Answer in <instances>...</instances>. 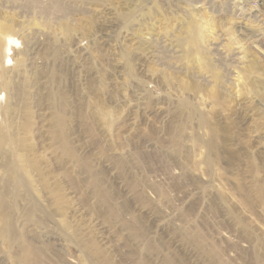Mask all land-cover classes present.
<instances>
[{
  "label": "rangeland",
  "instance_id": "rangeland-1",
  "mask_svg": "<svg viewBox=\"0 0 264 264\" xmlns=\"http://www.w3.org/2000/svg\"><path fill=\"white\" fill-rule=\"evenodd\" d=\"M240 1L0 0V264H264Z\"/></svg>",
  "mask_w": 264,
  "mask_h": 264
},
{
  "label": "bare ground",
  "instance_id": "bare-ground-1",
  "mask_svg": "<svg viewBox=\"0 0 264 264\" xmlns=\"http://www.w3.org/2000/svg\"><path fill=\"white\" fill-rule=\"evenodd\" d=\"M229 1H230L231 7L233 9H235L236 11H239L240 13L250 12V11H253V12L257 11L254 7L246 8V6L244 5V3L242 1H240V0H229Z\"/></svg>",
  "mask_w": 264,
  "mask_h": 264
}]
</instances>
